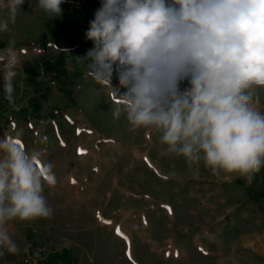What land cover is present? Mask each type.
<instances>
[{
	"label": "rangeland",
	"instance_id": "rangeland-1",
	"mask_svg": "<svg viewBox=\"0 0 264 264\" xmlns=\"http://www.w3.org/2000/svg\"><path fill=\"white\" fill-rule=\"evenodd\" d=\"M100 4L63 0L53 17L0 0V138L42 151L56 178L50 217L5 223L19 251L0 264H264V166L251 181L216 176L114 117L120 97L78 58ZM111 87L126 91L115 72ZM250 91L264 113V87Z\"/></svg>",
	"mask_w": 264,
	"mask_h": 264
},
{
	"label": "clouds",
	"instance_id": "clouds-1",
	"mask_svg": "<svg viewBox=\"0 0 264 264\" xmlns=\"http://www.w3.org/2000/svg\"><path fill=\"white\" fill-rule=\"evenodd\" d=\"M62 3L38 0L53 17ZM85 36L93 47L78 58L120 97L113 116L158 130L162 156L248 181L264 166V113L250 91L264 87V0H101ZM0 153V250L16 253L5 223L50 217L43 185L56 178L18 138H0Z\"/></svg>",
	"mask_w": 264,
	"mask_h": 264
}]
</instances>
